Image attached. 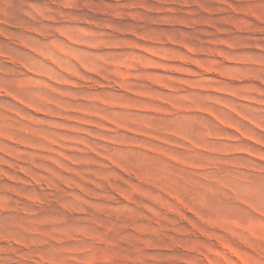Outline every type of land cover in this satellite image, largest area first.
I'll return each mask as SVG.
<instances>
[{
	"label": "rangeland",
	"instance_id": "rangeland-1",
	"mask_svg": "<svg viewBox=\"0 0 264 264\" xmlns=\"http://www.w3.org/2000/svg\"><path fill=\"white\" fill-rule=\"evenodd\" d=\"M0 264H264V0H0Z\"/></svg>",
	"mask_w": 264,
	"mask_h": 264
}]
</instances>
